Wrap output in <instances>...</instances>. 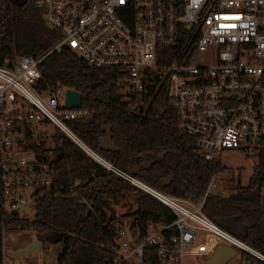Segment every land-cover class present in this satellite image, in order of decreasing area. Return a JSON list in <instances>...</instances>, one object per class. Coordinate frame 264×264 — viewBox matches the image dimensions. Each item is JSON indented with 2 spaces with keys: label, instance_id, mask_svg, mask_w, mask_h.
Segmentation results:
<instances>
[{
  "label": "built area",
  "instance_id": "obj_1",
  "mask_svg": "<svg viewBox=\"0 0 264 264\" xmlns=\"http://www.w3.org/2000/svg\"><path fill=\"white\" fill-rule=\"evenodd\" d=\"M33 2L60 37L40 57L20 55L0 65L4 212L21 216L40 188L55 186V169L33 142L37 122L54 124L98 162L111 166L71 130L69 121L88 112L67 106V88H36L42 61L65 48L90 66L124 72L128 99L146 95L151 77L165 85L177 128L196 138L205 159L221 161L225 150L232 149L254 156L264 151V0ZM31 144L35 149H29ZM119 174L167 205L176 219L167 226L149 222L142 237L133 236L130 228L129 234L120 230L110 264H185L189 256L209 257L220 244L264 261V254L203 212L217 174L199 203ZM171 226L177 234L167 239L163 231Z\"/></svg>",
  "mask_w": 264,
  "mask_h": 264
},
{
  "label": "trees",
  "instance_id": "obj_2",
  "mask_svg": "<svg viewBox=\"0 0 264 264\" xmlns=\"http://www.w3.org/2000/svg\"><path fill=\"white\" fill-rule=\"evenodd\" d=\"M23 1L0 0V65L20 55L40 57L60 37L41 20V11L33 0ZM30 8L36 13L26 20L22 14ZM40 70L38 91L67 88L82 93V108L88 114L69 121V126L115 170L98 162L56 128L54 146L46 148L43 140V146H38L51 156L55 186L37 191L34 219L6 213L0 203V264L5 230L27 228L40 234L59 233L64 248L56 264H110L119 232L126 228L122 218L130 221L135 237H142L151 221L167 226L176 219L167 205L119 172L161 192L199 203L212 177L224 171L221 161L207 160L200 154L194 136L177 128V114L166 87L157 84L155 78L151 77L154 83L149 82L146 95L128 99L123 93L124 72L90 66L69 48L49 54ZM108 128L117 150L108 151L101 144ZM29 149H35L34 145ZM255 158L247 185L240 179H228L230 193L223 196L210 192L202 210L223 229L264 254V151ZM118 204L128 206V211L119 215L115 209ZM163 234L169 239L177 229L171 226ZM240 252L250 264H264L258 257Z\"/></svg>",
  "mask_w": 264,
  "mask_h": 264
},
{
  "label": "rangeland",
  "instance_id": "obj_3",
  "mask_svg": "<svg viewBox=\"0 0 264 264\" xmlns=\"http://www.w3.org/2000/svg\"><path fill=\"white\" fill-rule=\"evenodd\" d=\"M35 13V8H30L27 13L22 14V17L29 20L35 16ZM40 18L45 21L42 13ZM55 131L56 127L54 124L46 121L37 122L35 123L33 142L37 146H43L41 143L43 140L46 148L53 147L52 135ZM221 163L225 169L217 174L215 187L212 191L225 196L230 193L228 179L234 178L235 181L240 179L244 185L249 183L254 172L256 158L254 155L247 157L241 151L232 149L225 150L221 157ZM130 201H133V199L131 198ZM130 205L132 208L135 207L133 202ZM115 209L121 215L128 211V206L118 204L115 205ZM20 214L24 218L33 220L35 217V203L32 201L31 207H26ZM121 220L125 223L126 233L129 234L130 221L124 218ZM59 238L57 231H48L40 234L32 228L24 230L6 229L3 239V264H56L64 248V243ZM238 252L225 264H250V262L242 258L239 250ZM207 259L208 257L203 256H189L185 258V264H206Z\"/></svg>",
  "mask_w": 264,
  "mask_h": 264
},
{
  "label": "water",
  "instance_id": "obj_4",
  "mask_svg": "<svg viewBox=\"0 0 264 264\" xmlns=\"http://www.w3.org/2000/svg\"><path fill=\"white\" fill-rule=\"evenodd\" d=\"M25 3V0L22 4ZM66 104L70 108H81L83 106V95L81 92L76 91L74 89H67L66 91ZM102 146L108 151L117 150V146L112 140L110 128H108L107 136L101 139ZM38 154L49 161L51 159L50 154L46 153L42 149H38ZM110 170H114V166L111 165ZM16 214V211L14 212ZM60 236V235H59ZM61 239V236L60 238ZM238 249L229 244H220L216 247L215 251L212 255H210L207 259L206 264H225L232 257L237 255Z\"/></svg>",
  "mask_w": 264,
  "mask_h": 264
},
{
  "label": "bare ground",
  "instance_id": "obj_5",
  "mask_svg": "<svg viewBox=\"0 0 264 264\" xmlns=\"http://www.w3.org/2000/svg\"><path fill=\"white\" fill-rule=\"evenodd\" d=\"M109 164V163H108Z\"/></svg>",
  "mask_w": 264,
  "mask_h": 264
}]
</instances>
